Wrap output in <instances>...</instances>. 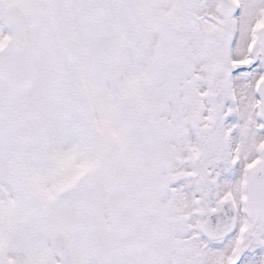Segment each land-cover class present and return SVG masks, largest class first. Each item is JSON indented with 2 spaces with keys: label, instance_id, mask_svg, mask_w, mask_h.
Returning <instances> with one entry per match:
<instances>
[{
  "label": "snow or ice",
  "instance_id": "1",
  "mask_svg": "<svg viewBox=\"0 0 264 264\" xmlns=\"http://www.w3.org/2000/svg\"><path fill=\"white\" fill-rule=\"evenodd\" d=\"M0 264H264V0H0Z\"/></svg>",
  "mask_w": 264,
  "mask_h": 264
}]
</instances>
